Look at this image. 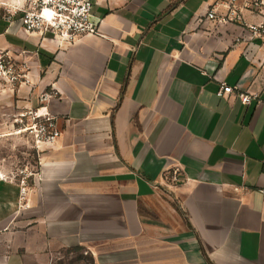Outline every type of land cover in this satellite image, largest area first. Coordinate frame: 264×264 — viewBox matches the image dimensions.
<instances>
[{
    "label": "crops",
    "instance_id": "obj_1",
    "mask_svg": "<svg viewBox=\"0 0 264 264\" xmlns=\"http://www.w3.org/2000/svg\"><path fill=\"white\" fill-rule=\"evenodd\" d=\"M227 1L93 0L71 43L0 13L16 106L54 90L61 129L24 204L0 182V264H264V34Z\"/></svg>",
    "mask_w": 264,
    "mask_h": 264
},
{
    "label": "built area",
    "instance_id": "obj_2",
    "mask_svg": "<svg viewBox=\"0 0 264 264\" xmlns=\"http://www.w3.org/2000/svg\"><path fill=\"white\" fill-rule=\"evenodd\" d=\"M230 12L247 11L260 18L255 24H249L252 37L264 34V0H228ZM93 0H27L21 7L6 13V18L19 14V21L26 31H36L40 34L49 33L52 37L71 43L85 35L100 33V21L92 13ZM208 19L215 18V9L211 8L206 13ZM1 57V56H0ZM10 65H4L0 60V71L10 73ZM15 79L16 76H13ZM264 86V74L261 79ZM235 88L220 82L215 94L226 97L234 93ZM54 90L43 91L38 96V106L26 108L17 113L15 122L22 124V130L31 137L34 144H52L61 134L58 118L46 108V101L55 95ZM240 101L249 104L258 98L257 92H238ZM176 174L173 172L172 179ZM25 195V187L21 188Z\"/></svg>",
    "mask_w": 264,
    "mask_h": 264
},
{
    "label": "rangeland",
    "instance_id": "obj_3",
    "mask_svg": "<svg viewBox=\"0 0 264 264\" xmlns=\"http://www.w3.org/2000/svg\"><path fill=\"white\" fill-rule=\"evenodd\" d=\"M27 0H0V13L6 14L21 7ZM0 60L4 65H10L13 69L10 73L0 71V177L3 182H11L17 185L16 200L18 205L25 203V192L32 184L33 173L36 170L40 147L34 144L28 134L23 131L22 124L14 120L18 112L28 107L20 108L15 104V92L13 84L22 74L12 61L2 56ZM13 76H16L14 79ZM60 264H82L81 260L67 257Z\"/></svg>",
    "mask_w": 264,
    "mask_h": 264
},
{
    "label": "bare ground",
    "instance_id": "obj_4",
    "mask_svg": "<svg viewBox=\"0 0 264 264\" xmlns=\"http://www.w3.org/2000/svg\"><path fill=\"white\" fill-rule=\"evenodd\" d=\"M0 182H3L1 177H0Z\"/></svg>",
    "mask_w": 264,
    "mask_h": 264
}]
</instances>
